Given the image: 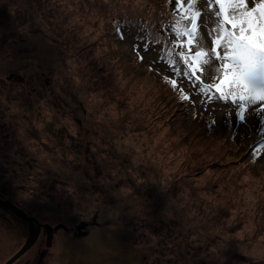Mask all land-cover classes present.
<instances>
[{
    "label": "rangeland",
    "instance_id": "374dc122",
    "mask_svg": "<svg viewBox=\"0 0 264 264\" xmlns=\"http://www.w3.org/2000/svg\"><path fill=\"white\" fill-rule=\"evenodd\" d=\"M146 1L0 0V195L53 227L12 264L50 239L46 264H264L257 134L223 132V101L194 94L187 112L156 52L128 28L116 39L112 15ZM92 220L85 236L64 233ZM26 225L0 207V264Z\"/></svg>",
    "mask_w": 264,
    "mask_h": 264
},
{
    "label": "snow or ice",
    "instance_id": "6c2138e0",
    "mask_svg": "<svg viewBox=\"0 0 264 264\" xmlns=\"http://www.w3.org/2000/svg\"><path fill=\"white\" fill-rule=\"evenodd\" d=\"M170 19L174 35L164 44L153 32L138 31L134 39L142 51L156 52L153 63L164 65L162 75L181 102L195 104L194 94L205 105L223 101L232 117L225 125H252L257 140L250 155L257 159L264 152V0H176ZM116 32L124 37L119 25Z\"/></svg>",
    "mask_w": 264,
    "mask_h": 264
},
{
    "label": "trees",
    "instance_id": "16d2710c",
    "mask_svg": "<svg viewBox=\"0 0 264 264\" xmlns=\"http://www.w3.org/2000/svg\"><path fill=\"white\" fill-rule=\"evenodd\" d=\"M156 3H151L150 0H147L146 2H140V3H136L135 5H133V12L131 13V16L129 19L126 18H118L117 16L115 17V15H112V29H114V35L116 37V39H122L120 37V35L117 34L116 32V25H119V27L123 30L124 28H128L130 30H132L135 34V36L137 35L138 31H140L141 35H144L145 33L148 32H153L156 37L159 39L161 44H164V42L169 39L170 37H172L174 34L170 33L168 31L169 29V25L171 23V13L172 11L176 8V0H155ZM140 11V12H137ZM129 20V21H128ZM142 22L144 25L143 30H139L137 28V24ZM160 45H156L155 47H159ZM166 48V45H165ZM141 54L137 53L136 54V61L141 63L143 61V59H141ZM151 72L153 73H157L155 72V70L153 69V67H151ZM157 75V74H156ZM160 81L169 89L170 93L172 94V98L174 99V101L178 104V105H183V107L187 110V112L190 110L189 108L191 107L190 105V101H184L181 102L180 100V93L178 90H174L171 85L165 80L164 75H160ZM205 82H211L210 80H206ZM192 119L195 121H198L200 124H203L204 128L209 132V130H214L213 128L216 127L215 123H213V119H209V118H204L203 115L197 113V111H192ZM228 119H232V117H226ZM240 126V124H235L233 125H223V132H226L227 135L229 137H232L234 140V134L236 132V137L239 136H243V134H248V128L243 129L241 132H239L237 130V128ZM211 132V131H210ZM244 138V137H242ZM236 139V138H235ZM257 140V139H256ZM255 141H250L247 145V151L249 152V156L251 158V160H254L252 155H250L251 152V147L250 146H255ZM262 155V153L259 155V157ZM256 160V159H255ZM1 198H3L0 195ZM5 199V198H3ZM16 205V204H15ZM18 206V205H17ZM19 207V206H18ZM21 208V207H20ZM2 210H6L5 208H2ZM22 209V208H21ZM11 213V212H10ZM13 214V213H12ZM14 215V214H13ZM15 217V215H14ZM21 220V219H20ZM23 221V220H22ZM93 224L97 225L96 222L94 220H92ZM24 222V221H23ZM145 256V255H144ZM145 260V258H144Z\"/></svg>",
    "mask_w": 264,
    "mask_h": 264
},
{
    "label": "water",
    "instance_id": "95a60500",
    "mask_svg": "<svg viewBox=\"0 0 264 264\" xmlns=\"http://www.w3.org/2000/svg\"><path fill=\"white\" fill-rule=\"evenodd\" d=\"M0 207L9 210L19 219L26 221L28 223V234L24 243L15 251L8 259H6L2 264H12L16 259H18L22 254H24L36 241L39 230H40V222L37 220L35 216L28 215L23 209L12 203L7 199H3L0 197ZM92 223V222H90ZM89 224V222L80 221L76 226V232H79Z\"/></svg>",
    "mask_w": 264,
    "mask_h": 264
},
{
    "label": "flooded vegetation",
    "instance_id": "af4514ba",
    "mask_svg": "<svg viewBox=\"0 0 264 264\" xmlns=\"http://www.w3.org/2000/svg\"><path fill=\"white\" fill-rule=\"evenodd\" d=\"M17 217V216H16ZM37 220H38V218H37ZM39 221V220H38ZM40 224H41V226H40V230H39V233H38V236H37V239L39 238V236H40V234H41V230H42V228L44 229V230H47L48 229V231L49 232H51V229L53 228L52 226H50V225H48V223H42V222H40ZM95 224H88L86 227H85V229H82V230H80L79 232H76L75 230V228H76V226L77 225H75L74 227H72L71 228V232H69V231H66V230H64V233L66 234V235H72V236H76V237H81V236H85V235H87L88 234V232H89V228L90 227H92V226H94ZM52 227V228H51ZM64 227L65 226H63V225H61V224H57L56 226H55V229H61V230H63L64 229ZM51 228V229H50ZM48 233V232H47ZM27 234H28V223H27V225H26V234H25V237H24V240L26 239V236H27ZM50 236L52 235V234H49ZM49 236V237H50ZM37 239H36V241H37ZM51 240V239H50ZM50 240L48 241H46L45 243H44V247H42V248H39V250L36 252V254H34L33 256H32V258L30 259V260H28L25 264H46L45 263V257L48 255V256H51V252H52V249H50L49 248V243H50ZM35 241V242H36ZM34 242V243H35ZM17 260V259H16ZM15 260V261H16ZM14 263V262H13Z\"/></svg>",
    "mask_w": 264,
    "mask_h": 264
}]
</instances>
